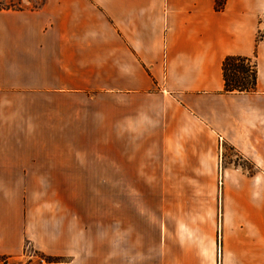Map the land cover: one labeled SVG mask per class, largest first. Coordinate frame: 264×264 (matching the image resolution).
Here are the masks:
<instances>
[{
	"label": "crops",
	"instance_id": "obj_1",
	"mask_svg": "<svg viewBox=\"0 0 264 264\" xmlns=\"http://www.w3.org/2000/svg\"><path fill=\"white\" fill-rule=\"evenodd\" d=\"M263 16L264 0L0 10V255L28 245L65 259L50 264H264V195L252 194L264 188ZM229 55L255 63L254 91L224 92ZM227 149L263 175L222 167ZM218 170L225 195L208 229L174 228L166 217L148 228L123 218L111 231L107 212L79 213L76 198L31 190L75 188L79 173L87 186L109 187L111 172L127 171L131 186H199V175L162 173Z\"/></svg>",
	"mask_w": 264,
	"mask_h": 264
},
{
	"label": "rangeland",
	"instance_id": "obj_2",
	"mask_svg": "<svg viewBox=\"0 0 264 264\" xmlns=\"http://www.w3.org/2000/svg\"><path fill=\"white\" fill-rule=\"evenodd\" d=\"M10 1L18 3V0H0L1 5L8 4ZM40 0H21L20 4L26 7L38 5ZM258 31H263L261 34ZM257 41L264 40V23L261 24L256 32ZM252 62V61H251ZM82 143L83 141H77ZM119 141L111 140V149H116ZM221 164V163H220ZM240 166L243 172L250 176L263 175L257 167L244 160L233 150H224L222 158V167ZM144 173H136L137 176ZM87 173L78 174V186L75 188L49 189L37 188L31 189L34 194L48 195L51 192L76 198L77 210L79 213H98L107 212L111 231L118 228L119 222L125 219L126 227H132L134 220L141 221L142 227L148 228L151 223L155 227H161L166 217L170 226L174 228L188 226L190 228L208 229L219 224L220 214L222 212V199L225 195V189L221 186V171H206L200 173L193 172H167L162 173L168 179H181L192 175H199L197 182L199 186H187L192 183L188 180L170 181L175 183L171 186L148 187L141 182L139 186H131L130 180L135 177L131 171L125 172L123 178L119 173H110L109 187H90L87 186L85 176ZM121 179L127 180L128 186H118ZM178 183L179 185H176ZM254 195H264V188L252 189ZM73 206V200H72ZM136 213V215L134 214ZM101 217V216H99ZM105 218V216H104ZM113 229V230H112ZM27 245L26 250L17 256L8 259V264H38V258L33 255Z\"/></svg>",
	"mask_w": 264,
	"mask_h": 264
},
{
	"label": "trees",
	"instance_id": "obj_3",
	"mask_svg": "<svg viewBox=\"0 0 264 264\" xmlns=\"http://www.w3.org/2000/svg\"><path fill=\"white\" fill-rule=\"evenodd\" d=\"M18 3L10 1L8 4L1 5L0 10H22L35 9L40 7L44 0H40L38 5L26 7ZM223 0H216L217 8H221ZM222 76L224 81V92H251L254 91L256 83V66L248 57L229 55L225 57L222 63ZM26 250V248H25ZM33 255L38 258V264H50L55 262H63L65 259L59 256H50L39 251L31 249ZM10 256L0 255V263L8 264Z\"/></svg>",
	"mask_w": 264,
	"mask_h": 264
},
{
	"label": "built area",
	"instance_id": "obj_4",
	"mask_svg": "<svg viewBox=\"0 0 264 264\" xmlns=\"http://www.w3.org/2000/svg\"><path fill=\"white\" fill-rule=\"evenodd\" d=\"M262 23H264V16L261 17V24H262ZM262 32H263V31H258V33H260V34H261Z\"/></svg>",
	"mask_w": 264,
	"mask_h": 264
}]
</instances>
